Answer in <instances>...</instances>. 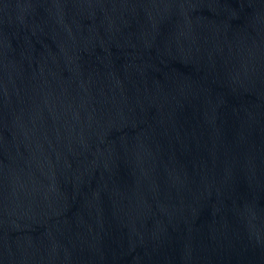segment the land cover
Returning <instances> with one entry per match:
<instances>
[{
	"label": "water",
	"instance_id": "water-1",
	"mask_svg": "<svg viewBox=\"0 0 264 264\" xmlns=\"http://www.w3.org/2000/svg\"><path fill=\"white\" fill-rule=\"evenodd\" d=\"M0 264H264V0H0Z\"/></svg>",
	"mask_w": 264,
	"mask_h": 264
}]
</instances>
